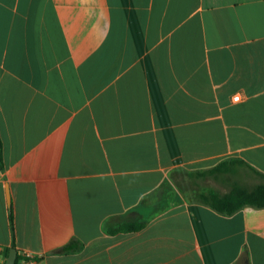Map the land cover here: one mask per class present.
I'll return each mask as SVG.
<instances>
[{
	"label": "crops",
	"instance_id": "1",
	"mask_svg": "<svg viewBox=\"0 0 264 264\" xmlns=\"http://www.w3.org/2000/svg\"><path fill=\"white\" fill-rule=\"evenodd\" d=\"M0 142V264H264V0H0Z\"/></svg>",
	"mask_w": 264,
	"mask_h": 264
},
{
	"label": "trees",
	"instance_id": "2",
	"mask_svg": "<svg viewBox=\"0 0 264 264\" xmlns=\"http://www.w3.org/2000/svg\"><path fill=\"white\" fill-rule=\"evenodd\" d=\"M0 165H2V150H1V142H0ZM226 165L221 164L215 169L203 171V172H194L188 173L182 171L181 173L188 178L189 187L184 188L181 184H177L178 189L181 195L186 196L189 200L200 202L219 213L225 215H232L235 212L243 209L244 207L251 206L256 208H264V175L253 170L256 176L261 180L258 184L253 187L245 186L241 183H234L230 190L227 193H221L212 188H203L200 187L197 182L200 180L206 179L208 177L216 176L217 174L227 173L225 170ZM237 173V169L235 170ZM166 208L155 212L158 214L159 212L165 211ZM152 217L151 214L147 215L146 218ZM11 221L13 222V218L11 216ZM146 226V221L141 219H136L133 221H126L122 224L118 225L116 228L105 229L109 233H117L121 231L131 232V231H140ZM81 245L78 241L72 240L67 246L60 249L59 253H72L80 250ZM19 260V256L16 258V263Z\"/></svg>",
	"mask_w": 264,
	"mask_h": 264
},
{
	"label": "rangeland",
	"instance_id": "3",
	"mask_svg": "<svg viewBox=\"0 0 264 264\" xmlns=\"http://www.w3.org/2000/svg\"><path fill=\"white\" fill-rule=\"evenodd\" d=\"M236 179V181H240L242 182L245 186L248 187H252L257 183V180L253 177H245L243 174H240L238 177L236 178H230L229 181L226 182H230L231 180ZM223 182H221L218 178L215 177H208L206 179L200 180L199 182H197V184L200 187L203 188H214V189H219L221 191H228L229 186L222 184ZM189 182H188V187H189ZM191 186V185H190Z\"/></svg>",
	"mask_w": 264,
	"mask_h": 264
},
{
	"label": "water",
	"instance_id": "4",
	"mask_svg": "<svg viewBox=\"0 0 264 264\" xmlns=\"http://www.w3.org/2000/svg\"><path fill=\"white\" fill-rule=\"evenodd\" d=\"M7 200H8V203H9L10 196H9V192L8 191H7ZM16 258H17V250L12 248L10 250L9 257H8V260H7L6 264H16Z\"/></svg>",
	"mask_w": 264,
	"mask_h": 264
},
{
	"label": "built area",
	"instance_id": "5",
	"mask_svg": "<svg viewBox=\"0 0 264 264\" xmlns=\"http://www.w3.org/2000/svg\"><path fill=\"white\" fill-rule=\"evenodd\" d=\"M237 99V98H236ZM32 260H33V258H32V256L31 255H29V254H24L23 256H22V264H30L31 262H32Z\"/></svg>",
	"mask_w": 264,
	"mask_h": 264
}]
</instances>
